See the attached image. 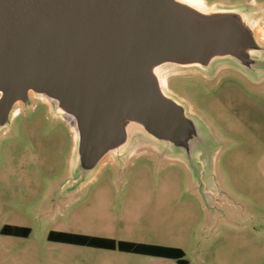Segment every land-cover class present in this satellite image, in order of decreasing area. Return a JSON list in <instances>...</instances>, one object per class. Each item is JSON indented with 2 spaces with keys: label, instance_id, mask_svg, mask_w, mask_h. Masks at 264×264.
<instances>
[{
  "label": "rangeland",
  "instance_id": "374dc122",
  "mask_svg": "<svg viewBox=\"0 0 264 264\" xmlns=\"http://www.w3.org/2000/svg\"><path fill=\"white\" fill-rule=\"evenodd\" d=\"M248 1L198 6L240 11L264 44V0ZM156 72L164 92L203 120L205 137L218 140L201 153L205 161H186L133 128L126 149L56 196L62 182L72 184V137L55 107L30 91L28 104L13 108H32L0 136V228L30 233L0 234V264H149L144 255L50 242V230L179 247L188 264H264V76L251 77L262 71L215 57L206 68L164 63Z\"/></svg>",
  "mask_w": 264,
  "mask_h": 264
},
{
  "label": "water",
  "instance_id": "95a60500",
  "mask_svg": "<svg viewBox=\"0 0 264 264\" xmlns=\"http://www.w3.org/2000/svg\"><path fill=\"white\" fill-rule=\"evenodd\" d=\"M215 57L261 70L264 46L236 9L204 11L182 0H0V131L31 91L72 119L79 179L126 149L133 128L200 164L213 143H194L208 141L203 126L164 92L156 68H206Z\"/></svg>",
  "mask_w": 264,
  "mask_h": 264
},
{
  "label": "trees",
  "instance_id": "16d2710c",
  "mask_svg": "<svg viewBox=\"0 0 264 264\" xmlns=\"http://www.w3.org/2000/svg\"><path fill=\"white\" fill-rule=\"evenodd\" d=\"M30 233V228L26 226H17L4 224L0 228L1 235L27 237ZM48 240L82 245L106 250H117L120 252H128L133 254H141L148 256H157L163 258H171L177 264H188L184 258V251L179 247L139 243L108 237L91 236L86 234L70 233L65 231H50L47 235Z\"/></svg>",
  "mask_w": 264,
  "mask_h": 264
},
{
  "label": "flooded vegetation",
  "instance_id": "af4514ba",
  "mask_svg": "<svg viewBox=\"0 0 264 264\" xmlns=\"http://www.w3.org/2000/svg\"><path fill=\"white\" fill-rule=\"evenodd\" d=\"M258 2V3H262V1L261 0H249L247 3H254V2ZM264 2V1H263ZM261 29H262V33H263V37H261V38H263V40H264V22H263V24L261 25ZM254 30V29H253ZM263 46H264V44H262ZM259 69H261V70H259V71H262V73H263V75H259V74H257V75H252L251 77L253 78V79H259V77L260 76H264V61H263V64H260L259 66ZM253 69V68H252ZM251 69V70H252ZM247 71H249V69H247ZM252 73H255L256 71H255V69H253L252 71H251ZM240 74H242V75H244L245 77H246V74L244 73V72H240ZM248 78V77H247ZM38 99H41L40 97H38ZM45 102L48 104V103H50L51 105H53L49 100H47V99H45ZM45 103V104H46ZM35 105V104H34ZM24 106H26V105H24ZM31 106V105H30ZM34 107V106H33ZM19 108V107H18ZM32 108V107H31ZM31 108H28V107H26V108H23L22 110H19V112L17 113V114H13L14 113V110L12 111V115H11V117H10V121H9V123L6 125V126H4V129H2L1 131H0V136H2V135H4V134H7V133H9L11 130H12V121H13V119L19 114V113H21V112H24V111H27V110H29V109H31ZM20 109V108H19ZM48 111L50 112V109H48ZM56 112H57V110H55ZM50 114V113H49ZM52 117H54L52 114H50ZM194 119L198 122L199 120H201L202 122H203V120L202 119H200V117H199V115H197V114H194ZM54 118H60V119H62V120H64L65 122H66V124H67V126H68V128H69V130H70V133H71V137H72V144H71V149H70V154H69V160H68V168H67V176H68V178L66 179V180H68L70 177H71V182H72V184L70 185V186H68V187H63L64 186V184H65V182H62L59 186H58V188H56V189H54V192L53 193H55L56 194V196L58 195V194H60V193H66V192H70V191H75L78 187H77V185H76V182L78 181V179L80 178V172L78 171V168H77V164H76V162H75V144H76V142H75V132H74V129H73V122H72V119L69 117V116H67V115H62V114H59V116L58 117H54ZM199 123L202 125V123L199 121ZM148 142H150V144H154V145H159V144H165V142H163V141H157V140H155V141H148ZM194 143H196V144H206V143H213V144H215V143H218V140L217 139H214V140H201V139H198V140H196V141H194ZM169 147V146H168ZM173 151V150H172ZM174 152V151H173ZM76 164V165H75ZM74 175L76 176V178H73L74 177ZM70 187V188H69ZM72 189V190H71ZM50 231H55V230H50ZM49 231V232H50ZM48 232V233H49ZM48 233H47V235H48ZM70 233H77V232H70ZM77 234H83V233H77ZM86 235H89V234H86ZM91 236H95V235H91ZM47 237V236H46Z\"/></svg>",
  "mask_w": 264,
  "mask_h": 264
},
{
  "label": "crops",
  "instance_id": "0c3cea01",
  "mask_svg": "<svg viewBox=\"0 0 264 264\" xmlns=\"http://www.w3.org/2000/svg\"><path fill=\"white\" fill-rule=\"evenodd\" d=\"M11 225H17V226H24V225H18V224H11ZM27 227V226H26ZM55 231H60V230H55ZM67 232V231H65ZM48 240V238H47ZM50 241V240H49ZM50 242H55V243H58L56 241H50ZM59 243H62V242H59ZM65 244V243H64ZM66 244H69V243H66ZM72 245H75V244H72ZM78 246H81V245H78ZM168 246V245H167ZM120 252V251H119ZM122 254H127L128 252H121ZM70 255H73V254H70ZM101 255H105V254H101ZM138 255H141V254H138ZM108 256H111L110 254H108ZM123 256H126V255H123ZM147 257L146 259V263H149V264H165L166 261L164 260H168V259H171V258H163V257H157V256H148V255H144ZM174 260V259H172ZM175 261V260H174ZM176 263V261H175ZM169 264V263H168ZM177 264V263H176Z\"/></svg>",
  "mask_w": 264,
  "mask_h": 264
},
{
  "label": "bare ground",
  "instance_id": "6f19581e",
  "mask_svg": "<svg viewBox=\"0 0 264 264\" xmlns=\"http://www.w3.org/2000/svg\"><path fill=\"white\" fill-rule=\"evenodd\" d=\"M182 1H185V2H187V3H189V4H191L192 6H195V7H198V8H200L199 6H198V4H200V3H202V0H182ZM201 9V8H200ZM260 28V32H261V35H262V37H263V33H262V29H261V27H259ZM164 80V79H163ZM162 80V81H163ZM161 81V80H160ZM19 108L18 107H15L14 108V115L15 114H17L18 112H19ZM129 129H132V127H130Z\"/></svg>",
  "mask_w": 264,
  "mask_h": 264
}]
</instances>
